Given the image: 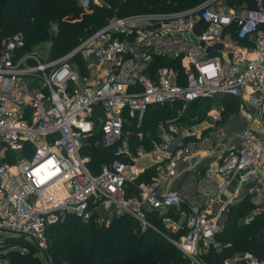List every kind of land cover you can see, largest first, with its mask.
<instances>
[{
  "label": "built area",
  "instance_id": "2783aa9c",
  "mask_svg": "<svg viewBox=\"0 0 264 264\" xmlns=\"http://www.w3.org/2000/svg\"><path fill=\"white\" fill-rule=\"evenodd\" d=\"M75 1L84 10L108 8L104 0ZM254 1L203 0L180 10L114 15L49 61L18 54L21 34L8 38L0 53V230L46 252L49 227L63 215L85 224L129 217L173 242L192 264H205L202 256L218 247L220 222L242 187L264 184V0ZM76 58L85 62V78ZM226 98L240 101L247 122L234 145L224 127ZM206 100L220 109L205 123L160 127L153 138L140 131L147 146L131 145L125 128L142 127L150 109ZM95 133L113 153L97 174L82 154ZM203 154L212 161L178 172ZM150 169V181H140ZM235 179L234 193L216 210ZM176 180V188L158 190ZM260 215L264 203L244 224ZM232 259L264 264L252 252Z\"/></svg>",
  "mask_w": 264,
  "mask_h": 264
},
{
  "label": "trees",
  "instance_id": "16d2710c",
  "mask_svg": "<svg viewBox=\"0 0 264 264\" xmlns=\"http://www.w3.org/2000/svg\"><path fill=\"white\" fill-rule=\"evenodd\" d=\"M201 1L104 0L108 8L84 10L75 0H0V53L8 38L22 33L27 44L46 35L51 22L58 24L55 53L62 54L76 48L84 38L103 26L108 20L107 14L125 17L150 9L180 10ZM247 1L250 6L255 5L254 0ZM43 14L45 16L41 19ZM25 52V47L17 49L20 55ZM226 99L233 100L232 104L236 102V99ZM207 101L188 107L197 108ZM168 109L169 106L152 108L142 127H126L125 131L131 127L133 132L131 145L142 144L136 141L137 132L155 135L156 128H152L157 124L154 122L170 116L174 110L169 112ZM230 109L225 107L224 118L230 114ZM203 113L204 109H196L190 112V117ZM85 142L82 154L89 158L87 166L90 171L97 174L102 165L112 161V150L100 144L99 133ZM153 174V169H150L140 181H150ZM255 206L251 200L243 199L229 208L224 225L215 237L218 247H212L202 256L205 264H223L235 254L244 252H252L264 262V215L256 217L249 225L244 224L245 217ZM81 223L80 219L69 215L61 223L51 225L48 231L50 247L46 252H40L35 245L20 236L0 237V264H44V258L46 264H71L82 258V255L77 254L84 255L82 264H188L183 254L165 237L152 229L142 231L139 224L129 217L116 219L108 228L104 225L95 226L94 222L89 223L91 225L88 227ZM154 224L158 229L161 228L159 220L155 219ZM75 250L80 251L76 253Z\"/></svg>",
  "mask_w": 264,
  "mask_h": 264
},
{
  "label": "rangeland",
  "instance_id": "374dc122",
  "mask_svg": "<svg viewBox=\"0 0 264 264\" xmlns=\"http://www.w3.org/2000/svg\"><path fill=\"white\" fill-rule=\"evenodd\" d=\"M156 11L157 10H155V9H150V10H147V11H143V13H150V12H156ZM44 16H45V14L41 15V19ZM106 16H107V18L109 20L110 18L113 17V14H107ZM38 19H40V17H38ZM19 34H21L23 36L22 33H17L15 35H19ZM57 36H58V24L55 23V22H51L48 25V30H47V34L46 35H42V36L38 37L36 40H34L32 42H29V43H27V44L24 45L25 51H26L24 54L25 55H28V56L36 57V58H38L41 61H49V60H54L56 58L62 57L64 55L70 53L73 49H75V48L70 49L67 52L62 53V54H59L58 52L55 53V38ZM72 63L76 67V69L78 71L79 70L81 71L82 78H85V76H86V73H85V62L82 61L80 58H76ZM235 101H236L235 104H232L231 103V102H234L231 99H225L222 102L223 103V106H225V107H227V106L228 107H231L230 114H228V117L229 118L231 116H233L234 114L239 113V109H240L239 107H240V104L241 103H240L239 100H235ZM194 107H196V106H194ZM194 107H191L190 106V107L187 108V107H184L181 104H175L174 106H169V109H168L169 112L172 109L174 111L167 118H165L163 120H160V121H157V122H154V123L157 124V126H155V127L152 128L154 130L156 128L155 135H152L150 133H147L146 135L145 134L144 135L146 137L149 135L151 138H153L154 136L156 137L157 132H158V129L160 127L166 128V129H177V128H180V127H183V126H188L190 128L191 127H196L198 125H201V124L205 123L206 120H207V118L209 119V116H210L211 113H213L214 111H217V110L220 109L219 103L214 102V101H210V100L207 101V102H204L202 105L201 104L198 105L197 108H194ZM192 109L193 110H196V109H204V113L201 116L197 115L195 117H190V115H191L190 112L193 111ZM96 129H98V125H96ZM125 132L128 134V137L130 136L132 138V133L133 132L131 130V127L128 130H126ZM138 133L139 132H137V136H136L137 140L136 141H138L139 143H142V144L136 145V146H144V147L147 146V141L140 142V139L138 137ZM147 161L149 162V160H147V159L143 160V162H147ZM250 196H251V199H250ZM254 197H256V196L253 195V194H250L249 196H247L246 194H244L241 197L236 198L235 203H237L238 201L243 200V199H247V200L249 199V200H251V202H253V204L256 205V206L259 205V204L264 203L260 199L254 201ZM229 208L225 212V214H224V216H223V218H222V220L220 222V230L222 229V227L224 225V220H225V218H226V216L228 214L227 212L229 211ZM66 216L69 217V215H63L62 218L60 219V221H57V222L53 223L52 226L53 225H56L58 223H61L62 220H64V218ZM81 224L82 225H86V227H88V226L91 225V224H85L84 222H82ZM111 224L112 223H109V224L108 223L97 224V223L94 222V225L95 226L104 225L106 228H108ZM51 227H49V228H51ZM8 236H16V235L13 234V233H11V232H8V231L0 230V237L3 238V237H8ZM170 243L172 244V246H174L175 248H177L183 254V257L188 260V264H192L191 259H189L173 242H170ZM75 251H76V253H79L80 250H75ZM77 255H82V258H79L77 260L72 261L71 264H82L83 263V261H84V258H83L84 255L83 254H77ZM179 257H182V256L179 255ZM180 259H183V258H180ZM232 261H233V259L232 258H229L223 264H232ZM44 264H46V259L45 258H44Z\"/></svg>",
  "mask_w": 264,
  "mask_h": 264
},
{
  "label": "crops",
  "instance_id": "0c3cea01",
  "mask_svg": "<svg viewBox=\"0 0 264 264\" xmlns=\"http://www.w3.org/2000/svg\"><path fill=\"white\" fill-rule=\"evenodd\" d=\"M255 118L257 119L258 116H256ZM261 121L264 124V118H261ZM246 124H247L246 120L239 113L234 114L230 118L228 116L227 118H224V127L227 133V141L230 142L232 145L237 144L238 136L240 135L241 131L245 128ZM147 160H149V162L141 161L140 164L142 167H147L148 164L151 162L149 158ZM210 161H212V157L209 154H203V155L191 157L190 159H187L186 161H184L179 165L178 172L182 174L184 170L190 167H193L195 165H206ZM178 181L179 180L174 181L171 185H161L159 186L158 190L165 192L169 189L176 188L178 185ZM237 186H238V182L237 179H235L231 183L229 192L222 198L221 202L217 205L216 210H219V208L222 207V204L225 203L226 200L232 196ZM244 194H253L256 196L254 197V201L260 199L261 201L264 202V184H262L261 182L247 183L242 187V192L238 197H241Z\"/></svg>",
  "mask_w": 264,
  "mask_h": 264
}]
</instances>
